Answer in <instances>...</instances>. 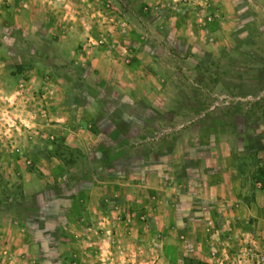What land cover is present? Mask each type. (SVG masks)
Returning <instances> with one entry per match:
<instances>
[{
	"label": "rangeland",
	"instance_id": "obj_1",
	"mask_svg": "<svg viewBox=\"0 0 264 264\" xmlns=\"http://www.w3.org/2000/svg\"><path fill=\"white\" fill-rule=\"evenodd\" d=\"M50 1L0 0V264H264V0Z\"/></svg>",
	"mask_w": 264,
	"mask_h": 264
},
{
	"label": "crops",
	"instance_id": "obj_2",
	"mask_svg": "<svg viewBox=\"0 0 264 264\" xmlns=\"http://www.w3.org/2000/svg\"><path fill=\"white\" fill-rule=\"evenodd\" d=\"M52 1H55V0H51L50 1V3H51V5L52 6H54L55 5V2H54V4H53V2ZM93 1L94 0H65V3H63L64 4V6H66V8H64V11H66V14L68 13L69 14V16H70V18H74V23H77V25H81V24H83L85 21H87V20H82L81 18H79V16H76V17H73V15H74V13H80V11L78 12L75 8H82V11H83V9L87 6V5H89V4H93ZM130 2V3H129ZM56 4H59V3H57L56 2ZM130 5L131 4V1L130 0H125V5ZM72 13H73V15H72ZM81 20V21H80ZM78 29V28H77ZM80 30V29H79ZM79 30H77L75 33H67L66 34V40H74V39H77V40H79L80 41V38H81V40H83L82 39V36H83V33H80V31ZM92 34V33H91ZM95 34V33H94ZM80 36V37H79ZM100 61L97 63L98 65H100ZM156 62H153L152 64H154V66H157V68H161V65H157V64H155ZM110 65V61H108V63L106 64V66L107 65ZM111 70V67H109V71ZM147 69H144V73H145V71H146ZM109 71H108V73H109ZM130 72H132V70H129V69H126L125 71H123L122 72V75H120V77H118L117 75L115 76V75H113V77H116L117 79L118 78H121L120 79V81H121V85H122V89L123 88H125V92H131L132 91V93H133V90H134V88H135V85H133L134 83H133V79H132V76L134 75V72L133 73H130ZM143 73V74H144ZM115 74H118V73H115ZM108 77H110V76H108ZM122 81H124L125 82V84H123V82ZM120 85V86H121ZM260 154L258 155V158H260ZM204 183H206V182H204Z\"/></svg>",
	"mask_w": 264,
	"mask_h": 264
}]
</instances>
